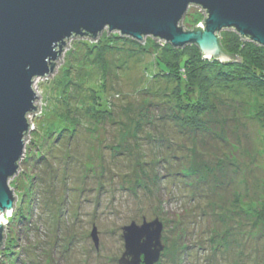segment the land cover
Here are the masks:
<instances>
[{
	"label": "rangeland",
	"instance_id": "374dc122",
	"mask_svg": "<svg viewBox=\"0 0 264 264\" xmlns=\"http://www.w3.org/2000/svg\"><path fill=\"white\" fill-rule=\"evenodd\" d=\"M203 18L191 5L179 25ZM161 44L106 29L71 38L35 79L0 264H118L122 228L155 219V264H264V90L249 87L262 78L248 84L232 63L227 82L195 89L160 70ZM198 90L207 111L196 130L177 105Z\"/></svg>",
	"mask_w": 264,
	"mask_h": 264
},
{
	"label": "water",
	"instance_id": "95a60500",
	"mask_svg": "<svg viewBox=\"0 0 264 264\" xmlns=\"http://www.w3.org/2000/svg\"><path fill=\"white\" fill-rule=\"evenodd\" d=\"M191 5L204 13L202 24L184 30ZM173 48L195 45L203 58L233 61L221 47L222 30L264 47V0H0V216L14 210L9 181L19 169L24 138L36 112L33 81L53 71L67 40L95 39L104 30ZM124 253L118 264H155L163 246L155 219L122 228ZM4 223L0 221V247ZM93 239L97 244L96 234Z\"/></svg>",
	"mask_w": 264,
	"mask_h": 264
},
{
	"label": "trees",
	"instance_id": "16d2710c",
	"mask_svg": "<svg viewBox=\"0 0 264 264\" xmlns=\"http://www.w3.org/2000/svg\"><path fill=\"white\" fill-rule=\"evenodd\" d=\"M181 26L183 27L182 24ZM195 27H192L191 30L195 29ZM224 34L219 38L220 44L223 51L227 53L233 61L219 62L212 58L205 59L195 45H188L182 49H178L173 48L170 44L164 43L161 44V50L164 56L158 62L160 70L167 75L173 71H177L184 76L188 74V85L195 87V89H197V87L203 89L204 85H213L216 81H218V83L222 81L227 82V76L229 74L227 72L228 70L225 71V68L234 63L233 66L238 67L236 69L239 70L237 71L238 76L243 75L242 79L246 80L248 84H251L253 78H262L259 86H252L253 84L249 86L252 90H264V47L249 41L241 40L233 31H225ZM238 53L241 56H239ZM181 91H183V88H181ZM184 93L185 92H182L180 95L184 96ZM198 94L199 98L196 100L192 99L188 94H186L184 98L178 97L180 100L178 101L179 105H177V120L196 130L199 128L206 129L202 117L203 112L207 111V99L201 96L199 90ZM98 97L100 98V95ZM96 106L105 108V106L100 104V100L97 99ZM13 214L14 216L11 221L8 220L11 224L13 222L15 223V220L17 221L20 217L16 211Z\"/></svg>",
	"mask_w": 264,
	"mask_h": 264
},
{
	"label": "bare ground",
	"instance_id": "6f19581e",
	"mask_svg": "<svg viewBox=\"0 0 264 264\" xmlns=\"http://www.w3.org/2000/svg\"><path fill=\"white\" fill-rule=\"evenodd\" d=\"M34 82L35 81H33V84H34ZM33 84H32V88H33ZM34 90V89H33ZM35 91V90H34ZM35 94H36V96H37V93L35 92ZM37 100V99H36ZM36 102V101H35ZM3 220V218H1V221ZM4 226H5V224H4ZM2 246H3V244H2ZM2 246L0 247V249L2 248Z\"/></svg>",
	"mask_w": 264,
	"mask_h": 264
}]
</instances>
